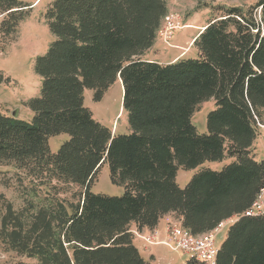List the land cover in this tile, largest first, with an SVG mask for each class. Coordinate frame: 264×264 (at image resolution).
Returning <instances> with one entry per match:
<instances>
[{
  "label": "trees",
  "instance_id": "trees-1",
  "mask_svg": "<svg viewBox=\"0 0 264 264\" xmlns=\"http://www.w3.org/2000/svg\"><path fill=\"white\" fill-rule=\"evenodd\" d=\"M252 1L219 8L195 37L198 58L162 63L142 56L168 15L166 0H53L44 17L54 40L34 67L41 94L27 101L33 119L0 109V176L14 173L23 200L17 208L0 192L2 246L36 264H153L134 244L132 227L152 230L172 213L195 235L236 219L216 264H264V213L244 214L264 189L256 147L264 0ZM28 6L0 0V51ZM117 79L129 134H114L85 105L86 88L99 101ZM209 100L216 107L200 133L192 119ZM62 133L69 140L51 152L49 138ZM226 158L234 160L221 170L202 168L185 187L177 183L180 168ZM104 164L123 195L92 192ZM53 183L79 187L78 200L56 198ZM184 264L206 263L191 257Z\"/></svg>",
  "mask_w": 264,
  "mask_h": 264
},
{
  "label": "rangeland",
  "instance_id": "rangeland-1",
  "mask_svg": "<svg viewBox=\"0 0 264 264\" xmlns=\"http://www.w3.org/2000/svg\"><path fill=\"white\" fill-rule=\"evenodd\" d=\"M29 4L27 8L29 15L20 24L19 31L12 41L7 39L0 51V73L5 78L0 83V109L9 115L14 113L18 118L31 122L34 116L33 111L27 105L30 98L41 94L42 79L35 72V62L39 56L46 54L54 36L50 32L44 14L53 0H22ZM173 23L163 20L161 28L157 34L155 44L142 56L144 59L157 60L162 63L174 61L180 57L198 58L199 50L194 45L195 37L202 28L217 14L222 6L249 5L252 0H166ZM201 4V5H200ZM2 17V16H0ZM1 21V18H0ZM170 36V37H166ZM94 90L86 88L84 92L85 105L94 115V118L112 130L114 134H129L131 132L128 113L123 108L124 89L120 79H117L105 91L101 100L94 98ZM215 101L209 100L200 105L193 116V124L196 125L200 133L207 132V115L215 109ZM70 135L62 133L51 136L49 145L51 152L56 153L61 145L69 140ZM257 154L259 159H264V118L259 126L258 138L256 141ZM234 159L226 158L222 161H207L203 165L192 170L180 168L177 176V183L180 187H185L193 175L202 168L221 170L225 165ZM7 170V168H3ZM13 172L6 176H0V192L15 204L18 208L22 205L21 187L13 177ZM6 178V179H4ZM9 180V185L1 183ZM56 184L52 188L56 198L66 203H71L79 196L80 188L73 184ZM92 192L109 196H121L124 193L122 185L114 184L111 181L110 168L104 164L98 177L92 185ZM235 220L230 221L215 236V244L218 248L225 241L229 228ZM167 240V239H166ZM139 246L142 253L149 259V253L144 250V246H159L163 250L160 255L163 260L158 264H183L190 260V256L181 250H175L168 245H153L152 243L137 239L134 243ZM164 246V247H163ZM37 260L22 256L13 251H7L0 243V264H36Z\"/></svg>",
  "mask_w": 264,
  "mask_h": 264
},
{
  "label": "built area",
  "instance_id": "built-area-1",
  "mask_svg": "<svg viewBox=\"0 0 264 264\" xmlns=\"http://www.w3.org/2000/svg\"><path fill=\"white\" fill-rule=\"evenodd\" d=\"M173 23L168 15L164 20ZM170 37V36H166ZM264 213V189L260 192L252 206L244 214L248 216ZM233 218L221 222L215 229L203 234L195 235L189 229L184 227L180 221L171 222L168 226V238L164 243L175 250H181L190 258H196L206 264H216L219 248L215 244V236L223 227H225ZM150 243H154L152 237H143Z\"/></svg>",
  "mask_w": 264,
  "mask_h": 264
},
{
  "label": "crops",
  "instance_id": "crops-1",
  "mask_svg": "<svg viewBox=\"0 0 264 264\" xmlns=\"http://www.w3.org/2000/svg\"><path fill=\"white\" fill-rule=\"evenodd\" d=\"M174 221H181V219L177 218L174 214L170 213V214L165 215L160 220L158 226L152 230L148 229V228H144V229L138 231L136 229L135 225H133L132 228H133V231L135 233L134 243H135V241H137V239L146 240L143 237L149 236V237H152V239L154 241V243H152L153 245H162V243H160V242L165 241L168 238V226L171 222H174ZM137 247L140 250L142 256L147 260H152L153 264H158V262L163 260V256L160 255V253L163 252V251H161L163 249L158 248L159 246H144V250L149 253V259L144 256L141 248L139 246H137Z\"/></svg>",
  "mask_w": 264,
  "mask_h": 264
},
{
  "label": "water",
  "instance_id": "water-1",
  "mask_svg": "<svg viewBox=\"0 0 264 264\" xmlns=\"http://www.w3.org/2000/svg\"><path fill=\"white\" fill-rule=\"evenodd\" d=\"M13 115H15V113Z\"/></svg>",
  "mask_w": 264,
  "mask_h": 264
}]
</instances>
